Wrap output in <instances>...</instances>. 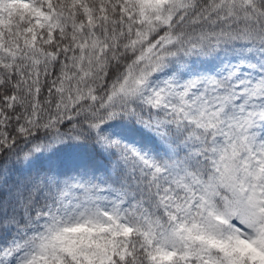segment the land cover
<instances>
[{
  "label": "snow or ice",
  "instance_id": "6c2138e0",
  "mask_svg": "<svg viewBox=\"0 0 264 264\" xmlns=\"http://www.w3.org/2000/svg\"><path fill=\"white\" fill-rule=\"evenodd\" d=\"M0 264H264V0H0Z\"/></svg>",
  "mask_w": 264,
  "mask_h": 264
}]
</instances>
